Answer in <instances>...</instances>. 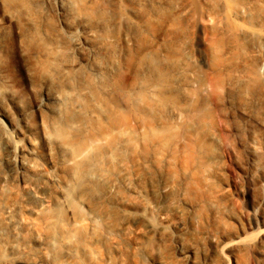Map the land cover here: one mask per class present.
<instances>
[{"label":"bare ground","instance_id":"6f19581e","mask_svg":"<svg viewBox=\"0 0 264 264\" xmlns=\"http://www.w3.org/2000/svg\"><path fill=\"white\" fill-rule=\"evenodd\" d=\"M189 6L0 0V264L34 249L62 264L85 256L86 244L122 264H172L174 250L191 264L221 259L201 229L200 196L167 170L178 163L182 173H202L220 144L208 122L224 84L203 83L182 50ZM212 41L216 64L223 48L236 50L233 40ZM7 59L25 94L14 89ZM248 60L226 80L246 103L264 97V75ZM254 108L243 105L241 114L257 119L263 107ZM38 155L58 175L40 172ZM68 216L87 224L88 240L66 227Z\"/></svg>","mask_w":264,"mask_h":264},{"label":"rangeland","instance_id":"374dc122","mask_svg":"<svg viewBox=\"0 0 264 264\" xmlns=\"http://www.w3.org/2000/svg\"><path fill=\"white\" fill-rule=\"evenodd\" d=\"M188 2L190 14L182 32V50L190 57L203 83L218 78L224 84L219 109H212L208 122L210 131L219 138L220 144L212 151L213 160L202 173L197 172L194 166L182 173L183 167L178 163L167 170L177 172L181 185L192 190L195 196H200L196 212L201 220V229L210 235L212 248L223 251L221 259L215 264H264V97L247 101L255 106L252 114L263 107L261 115L252 119L241 114V108L248 103L233 96L226 85L233 69L250 64L248 59L251 56L257 60L258 74L264 75V0ZM228 39L234 41L236 50L231 53L223 48L220 51L221 61L214 63L210 58L211 41ZM149 40L145 38L146 42ZM8 41L14 42L11 33ZM127 44L131 45L129 41ZM157 48H160V43ZM11 64V60H5L12 85L25 94L26 82ZM27 100L29 103L31 98L27 97ZM29 122L35 131L39 122L33 113ZM36 162L40 172L48 170L58 175L59 167L47 165L41 155ZM51 191L53 193L55 189ZM129 196L132 198L133 194ZM159 220L162 222L163 218ZM65 225L79 230L88 240L89 229L85 222L68 216ZM84 252L85 256L66 259L62 264H122L119 255L106 258L102 253L91 254L88 244ZM16 264L51 262L44 259L43 250L34 249L31 257L23 258ZM144 264L152 262L145 258ZM172 264H191V261L174 250Z\"/></svg>","mask_w":264,"mask_h":264}]
</instances>
